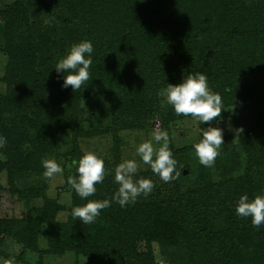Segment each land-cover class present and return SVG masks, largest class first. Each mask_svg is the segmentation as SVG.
Here are the masks:
<instances>
[{
  "label": "trees",
  "instance_id": "1",
  "mask_svg": "<svg viewBox=\"0 0 264 264\" xmlns=\"http://www.w3.org/2000/svg\"><path fill=\"white\" fill-rule=\"evenodd\" d=\"M53 1L59 11L54 14L53 28L48 29L40 23L37 7L30 10L23 0L0 5L5 33L33 28L43 36L42 40L26 44L9 37L4 46L8 57L1 76L5 91L0 93V135L5 143L0 146V154L4 155L0 158V172L4 170L8 179L23 173L43 174L41 159L58 150V135L63 132L71 135L73 144L67 152L74 165L81 152L77 138L85 133L81 117L85 89H109L118 101L122 96L124 103H128L127 111H133L137 104L140 115L137 114L136 120L127 117L113 120L124 127H142L140 118L145 104L127 88L137 78L154 79L156 68L165 72L169 57L160 54L169 46L178 56L179 63L172 71L175 81L182 78L175 75L176 70L188 74L187 68L197 64L191 56L192 48L176 47L175 32L172 36L158 33L154 22L160 0ZM235 1L251 9L252 24H247L250 31L229 25L224 38L232 41L249 32L248 36L257 39L264 33V0ZM218 2L215 1L221 11ZM82 39L91 40L94 46L90 79L80 89L61 87L62 77L55 71L56 62L72 43ZM149 99L155 107L156 96ZM147 110L150 118L157 109ZM245 135L248 141L244 147V172L229 180L231 200L223 207L224 222L219 227L195 210L197 207L206 210L209 204L212 188L207 184L188 193L173 192L169 197H161L160 191L153 188L148 195L125 207L113 201L91 224L73 218L70 211L74 206L87 200L111 199L119 187L111 174L95 185L96 193L85 199L72 188V202L65 221L55 219L57 211L63 208L56 199L44 197L38 190L24 191L30 199L41 196L42 203L27 204L22 216L0 218V235H10L23 247L40 253L70 250L86 257L89 264H156L153 241L175 238L189 244L188 252L193 259L189 264H233L242 262V257L244 264H264V225L254 227L250 218L238 217L234 211L240 194L246 192L251 198L264 185V113L259 125L247 129ZM73 173L76 174L75 167ZM16 193L21 194L18 189ZM39 236L46 238L44 250L37 246Z\"/></svg>",
  "mask_w": 264,
  "mask_h": 264
},
{
  "label": "rangeland",
  "instance_id": "2",
  "mask_svg": "<svg viewBox=\"0 0 264 264\" xmlns=\"http://www.w3.org/2000/svg\"><path fill=\"white\" fill-rule=\"evenodd\" d=\"M12 1L14 0H0V5ZM23 1L30 10L36 7L37 11L40 9L38 19L42 26L45 25L47 29L53 28L54 14L59 11L53 0ZM215 1L217 0H160L159 14L154 22L155 27L159 29L158 33L172 36L171 33L175 32L176 47L180 45L183 48H192L191 56L197 64L187 68L188 73L206 74L210 88L222 96L224 109L221 117L212 122L224 128L223 145L214 165L205 167L200 164L192 147L199 138V129L207 126V123L200 124L191 116L178 115L160 94L167 83H178L172 75L176 63H179L178 56L174 51H170V46L160 54L169 57L165 72H159L156 68L154 79L137 78L127 88L130 94L145 104L140 118L142 127H124L113 120L114 117L136 120L137 114L140 115L137 104L133 111H127L128 103H124L122 96L118 101L109 89L105 87L85 89V97L81 99V117L85 133L77 138V145L81 151L77 157L79 158L85 151L95 152L104 160L105 178L114 175L115 167L119 163L126 159L135 160L138 170L134 179L150 178L154 188L160 191L161 197L172 196L173 192L188 193L207 184L212 188L209 192V204L206 210L203 207H197L195 210L200 212L201 217L209 218L213 226L219 227L224 222L223 207L231 200L229 180L244 172L246 162L244 147L248 141L245 131L258 126L264 113V33L257 39L248 36L249 32L232 38V41L225 39L224 30L229 25H237L244 31H250L247 24L250 26L252 24L251 9L235 0H218L220 11ZM9 37L25 44L35 39H43L42 34L33 28L26 32L5 33L4 23L0 20V93L5 91L1 76L7 64L8 55L4 51V46ZM179 70H176L175 75L180 77L187 75L182 69ZM151 96H156L157 110L148 118L147 109L155 108L149 103ZM229 118L233 127L242 126L244 129L239 140L226 126ZM158 129L167 132L169 147L177 161L176 171L180 174L175 184L173 180L164 182L157 174L150 173L152 171L150 165L145 164L135 150L139 143L152 140L154 132ZM113 130H116V133ZM152 142L154 148L160 146L158 142L154 140ZM58 144V150L47 158H54L61 164L63 167L61 174L46 178L36 172L23 173L8 179L4 170L0 172V218L24 215L28 208L27 204L40 205L41 196L30 199L29 193H24L32 189L62 204L63 208L57 211L55 219L57 221L67 219L68 208L72 202V186L67 183V179L74 175L73 159H69L67 152L73 144L71 135L67 132L60 133ZM0 158H4V155L0 154ZM16 189L21 194H17ZM26 196H29L28 199H25ZM142 196L143 194L137 199ZM0 239V264H6L12 257L15 258V264H89L86 257L70 250L63 253H40L38 250L23 247L10 235L1 234ZM153 245L156 264H189L193 261L188 252L189 244L187 245L183 239H161L153 241ZM37 246L43 250L47 248L44 236L38 237ZM206 252L207 249L204 250V254ZM242 262L237 261L233 264H244Z\"/></svg>",
  "mask_w": 264,
  "mask_h": 264
},
{
  "label": "clouds",
  "instance_id": "3",
  "mask_svg": "<svg viewBox=\"0 0 264 264\" xmlns=\"http://www.w3.org/2000/svg\"><path fill=\"white\" fill-rule=\"evenodd\" d=\"M93 52V43L88 39L74 42L68 47L55 65V71L62 77L61 87L71 86L73 90L80 89L90 79L89 69L93 63ZM160 94L178 115L191 116L200 124L207 123V126L199 129V138L192 147L200 164L205 167L213 166L223 145L224 128L212 122L221 117L224 107L222 96L210 88L207 75L190 72L182 76L178 83H167ZM226 126L239 140L244 131L243 127H233L230 118ZM152 140L158 142L160 146L154 148ZM152 140L139 143L135 149L136 153L164 182L176 179L180 173L176 171L177 161L169 147L167 132L156 130ZM4 143L5 138L0 135V146ZM41 166L44 170L43 176L46 178L63 172V167L54 158H42ZM73 166L76 174L69 176L67 183L82 199L96 193L95 185L105 178L103 158L93 151H85ZM137 170V162L132 159H126L116 165L114 181L119 187L111 199L87 200L83 205L74 206L70 215L84 224H91L100 215V211L110 207L113 201L125 207L128 203L135 202L141 194L148 195L153 190L154 183L150 178L134 179ZM234 211L238 217L250 218L254 227L264 225V185L251 198L246 192L240 194L235 200ZM6 264H15V258H9Z\"/></svg>",
  "mask_w": 264,
  "mask_h": 264
},
{
  "label": "water",
  "instance_id": "4",
  "mask_svg": "<svg viewBox=\"0 0 264 264\" xmlns=\"http://www.w3.org/2000/svg\"><path fill=\"white\" fill-rule=\"evenodd\" d=\"M184 173L186 172V170L183 171Z\"/></svg>",
  "mask_w": 264,
  "mask_h": 264
}]
</instances>
